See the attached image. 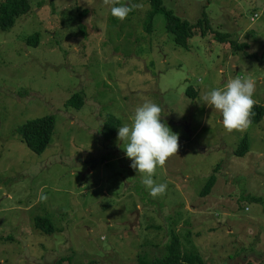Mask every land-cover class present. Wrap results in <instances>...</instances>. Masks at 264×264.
Wrapping results in <instances>:
<instances>
[{"label":"rangeland","instance_id":"obj_1","mask_svg":"<svg viewBox=\"0 0 264 264\" xmlns=\"http://www.w3.org/2000/svg\"><path fill=\"white\" fill-rule=\"evenodd\" d=\"M121 4L142 7L121 21L111 14ZM163 4L211 28L183 48L161 13L146 30L145 0H30V12L0 32V264H140L163 258L172 233L205 264H264V118L228 132L202 99L240 76L255 81L253 99L264 106V0ZM34 34L37 47L26 42ZM74 94L84 97L80 109L68 105ZM145 101L160 106L180 144L156 169L153 180L167 189L155 198L118 132L103 134L109 116L131 124ZM51 115V144L35 155L18 129ZM38 217L54 232L39 231Z\"/></svg>","mask_w":264,"mask_h":264},{"label":"clouds","instance_id":"obj_2","mask_svg":"<svg viewBox=\"0 0 264 264\" xmlns=\"http://www.w3.org/2000/svg\"><path fill=\"white\" fill-rule=\"evenodd\" d=\"M120 0H103L105 5L119 4ZM142 5L113 6L111 14L123 21L128 14ZM255 81L236 76L227 80L223 88H213L203 97L204 103L222 114V123L228 132L243 131L250 124L251 110L255 104ZM209 123V121H207ZM118 140L124 142L123 150L132 163L131 167L141 175V183L155 198L165 193L166 184H156L153 176L157 167H164L168 159L179 152V135L161 122V108L145 101L135 109L131 124L119 127ZM41 200L46 197L41 195Z\"/></svg>","mask_w":264,"mask_h":264},{"label":"trees","instance_id":"obj_3","mask_svg":"<svg viewBox=\"0 0 264 264\" xmlns=\"http://www.w3.org/2000/svg\"><path fill=\"white\" fill-rule=\"evenodd\" d=\"M150 5L148 20L145 23L146 30L151 31L153 27L154 18L157 14L161 13L165 17L166 31L174 36V41L177 46L188 48L189 41H191L197 34L196 31L204 28V34L207 29L211 28L210 21L204 17L197 24L191 23L187 20L181 19L176 16L172 11L164 7L163 0H145ZM31 10L30 0H4L0 2V32H8L11 30L16 21L22 16L28 14ZM227 34H219V40L224 41ZM27 44L33 47L39 45V34H34L26 40ZM234 44V43H232ZM237 48H244V46H236ZM188 93L196 98L197 93L193 88L188 90ZM68 105L74 109H80L84 105V97L81 94H74L68 101ZM264 118V106L262 104H254L251 110L250 122L259 123ZM121 120L114 116H109L103 127V134L107 137L114 136L121 127ZM56 127V119L54 116H46L27 121L19 129V135L27 147L33 154L41 156L49 148L54 131ZM249 150L247 138H244L235 156L242 158ZM216 183L215 176H212L206 188L203 191L204 197L210 195ZM251 202H259L258 199L249 198ZM35 227L44 233H53L54 226L49 218L38 217L34 222ZM166 255L163 258H158L153 261L141 260L140 264H205V260L200 254L197 253H184L181 250L180 237L172 233L169 242L166 243ZM64 261V259H62Z\"/></svg>","mask_w":264,"mask_h":264}]
</instances>
